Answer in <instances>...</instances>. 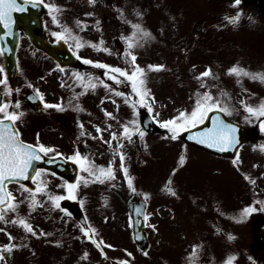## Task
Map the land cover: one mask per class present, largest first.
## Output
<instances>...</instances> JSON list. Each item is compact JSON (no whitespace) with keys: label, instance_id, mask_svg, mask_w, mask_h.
<instances>
[{"label":"rangeland","instance_id":"374dc122","mask_svg":"<svg viewBox=\"0 0 264 264\" xmlns=\"http://www.w3.org/2000/svg\"><path fill=\"white\" fill-rule=\"evenodd\" d=\"M245 1L243 0L241 5L234 7L233 0H123L121 7L125 8L128 19L133 21L138 19L132 9L139 7L145 12L143 17L144 25L156 37V39L146 42L143 47L136 49L138 52L137 62L141 66L154 63H162L167 66L165 70H150L148 72V87L155 96V101L153 102L154 111L150 112L153 116H157L158 113L157 119L166 120L176 116L180 110H190L194 104L195 91L199 88V83L195 76L211 65L219 73L220 86L226 88L234 97L232 103L235 105V110L231 115H226L246 126H256L258 124V120L252 119L249 121L244 119L248 114L239 101L246 99L248 103L257 104L261 99H264V83L245 77L242 84H237L235 77L227 74V68L235 63H239L252 71H264V21L260 20L259 24H255L247 20L248 8H246L247 4ZM77 8L78 10L81 9L80 6ZM238 9L243 10V15L238 23L232 24L226 17L234 15ZM93 12H95V15L88 21L87 28L81 29L76 25L74 26L77 30H80L85 39L99 42L103 38L105 45L113 49V52L110 54L102 50H96V52L91 53V50L88 53V49H90L88 45L76 50L78 56L124 67L125 62L122 56H118L116 53L123 52L124 41L120 39V36L122 33L129 34L131 26L119 19L117 10L114 11V15L112 9L105 5L96 6ZM106 17L110 18L109 24L105 22L104 18ZM256 17L258 18V16ZM261 17L264 18V14ZM97 19L101 21L99 27L95 25V20ZM60 30V26L53 24L50 18L47 19L46 33L51 40H58L53 35V32ZM73 31L76 32L74 29ZM91 49L93 48L91 47ZM17 60L19 75L16 88H19L20 91L15 92L13 90L12 95L6 96L5 86L0 85V94L3 96V101L5 99H19L21 101V109L25 114L22 120L17 122L19 129L23 130L25 126L29 130L32 126L31 118L38 122V120L43 119V114L52 111L51 121L45 129L44 126L41 128L38 136L40 143L53 147L55 149L53 152L55 153L64 152L66 156H71L79 145L81 148L83 147L82 150L87 156H92L91 160L96 165L107 167L111 164L115 170V180L99 184L89 183L87 186L81 183L79 188V193L82 197H90L92 199V201H87V204L97 203L102 205L104 197L108 199L107 206L111 208L106 211L108 219L105 222L110 224L108 229L100 230L99 235L107 243L115 246L111 249L105 248V251L112 258L128 259L134 264H171L168 258H174L172 264H184L183 258L188 256L192 249L190 247L185 250L180 249L179 245L173 247L172 242L168 241L170 239L169 232L149 231L151 247L148 250V255H144L142 251L136 248L132 238L131 220L127 215V203L130 199L142 197L143 192L151 193L148 213H151L152 216L151 202L153 203L156 197H166L164 185L173 173L170 171L175 168L177 170L181 169L174 174V176L179 177L178 181L193 185L194 198L203 199L208 196V200L203 202V214L209 213L211 209L221 214L225 210H231V202L226 201V198L246 193V181L241 169L243 172H248V153L251 150H255V155L260 154V160H264L261 148L264 144V135L260 134L258 135L260 143L248 142L242 147L239 155V169L231 160L206 154L194 147L187 148V160L183 165H179V155L184 151V146L180 141L170 140L168 138L170 134L164 128L166 134L160 137L148 134L145 135L144 142H141L138 136H133L132 143L127 140L123 141V151L127 153L125 164L133 175L134 184L137 188L136 193H128L130 189L126 187L127 182L120 168L119 156L114 154L113 151L116 147V141H111V146L104 141L111 139L112 132H122L123 123L138 119L139 114L134 115L131 104H123L125 103L124 97L114 96L115 98L113 99L116 101L117 99L120 100L118 101L119 108H117L115 103L112 104V100L108 101V99H105L106 96L114 94L108 91L103 84H97L95 89L89 88L87 91L74 89L75 87L70 82V75L75 70L61 71L53 62L47 66L45 62L49 63L50 60L39 51H34L29 41L24 37H22L19 51L17 52ZM41 63H44L47 67L45 68L43 64L41 66ZM0 65H3L1 60ZM79 66L81 69L79 67L75 69L82 75L92 73L101 79L107 80L103 76L104 69L95 65H90L92 68H89L88 64H85L81 58ZM127 66L131 67V65ZM43 67L45 71L42 70ZM5 75V70L0 72V79H3ZM108 82L120 91L131 93L130 84L116 85L113 81L109 80ZM8 86L11 87L9 81ZM35 88H39L44 93L45 101L62 103L64 110L60 111L54 108L34 110L25 97L29 91L35 92ZM245 88L249 91L245 92ZM213 91H216V89H213ZM77 93H80L78 99L76 98ZM89 96L96 99L97 106L93 107V109L86 102ZM80 102L83 103L85 109H89L93 113L90 118L83 121L79 120L78 117L79 115L83 116L82 114L87 112L82 108ZM77 103L80 105V109L75 107ZM105 109L113 112L116 119L108 118L105 115ZM143 110H147V108L143 105L138 106V113ZM65 119L68 121H65ZM73 121L78 127L73 124ZM81 122L84 125L83 129L80 128ZM109 124L112 125L111 128L108 127ZM96 125H99L103 131V140L100 138L101 134L96 131ZM82 131L88 134L81 135ZM26 134H30V130ZM21 136L23 139L25 138L24 131ZM30 137H33V135L31 134ZM74 137L77 139L75 143H79L75 144V146L73 144ZM145 142L148 145L147 149L144 147ZM233 173L236 177L235 181H233ZM84 175L86 173L81 171L80 176ZM43 178L52 193L64 194L62 192L64 189L58 187V185L60 186L58 180L46 173ZM9 190L18 200H23L26 195V193L22 194L21 186L18 185H11ZM226 192L229 196L223 199L222 196ZM46 210L48 211L49 208H37L35 211L29 212L26 202L19 206V213L29 216L34 226H38V230L39 228H47L43 223L54 227L59 226V223L61 225L65 224L64 218L68 219L60 209L51 210V216L47 214ZM236 210L239 212L242 210L239 203L236 206ZM9 215H15V213H9ZM151 216L148 221V228L153 221ZM186 218L181 217V221L187 223L185 221ZM188 222V230H197L199 223H201L202 229H205L204 234H201L199 230H197L198 233H186V236L190 235L194 238V240L190 241L191 245L198 243V241L202 244L204 241L207 243L211 235L215 234L214 221L210 223L205 217H190ZM204 222H207L208 225L204 226ZM245 222L246 219L244 220V226L235 228L238 238L235 243L238 246L233 243L230 244L233 249L218 247L211 254V250L208 247L209 244L203 245L200 257L202 264H216L215 260L219 257L224 259L226 253L238 254L236 263L256 264V262L245 261H249V257L256 258L254 254H259L260 257H263L264 250L251 249V243L253 239L255 240V236L252 238V234L245 226ZM71 224L73 223L70 222L69 226ZM14 229L16 232L23 231L16 225H14ZM63 229L65 230V227ZM76 230L77 228L74 226L71 227V231L69 229L65 230V233L61 229L59 230V234L62 235L59 240L63 241L59 246L63 252L71 249L70 243L76 240L73 234ZM5 234L0 233V245L9 242ZM39 240V238L31 237V239L26 241H31L29 244H33L36 249L39 248L40 250ZM14 242L18 243L17 240ZM235 248L237 250H234ZM125 249L133 254L132 257L127 256ZM39 255L36 257V264H43L44 255L42 252ZM204 256L207 259L204 258L203 262L202 258ZM94 258L95 262L93 264H107L101 260L103 256L97 252L96 247L94 248ZM15 264H17V260Z\"/></svg>","mask_w":264,"mask_h":264},{"label":"snow or ice","instance_id":"6c2138e0","mask_svg":"<svg viewBox=\"0 0 264 264\" xmlns=\"http://www.w3.org/2000/svg\"><path fill=\"white\" fill-rule=\"evenodd\" d=\"M36 0H23V2H18V0H0V22H2L5 28H8L13 23L12 12L13 11H25L30 3H35ZM87 2L95 6L97 0H87ZM40 4H44V0H39ZM242 0H233V6L237 7L241 5ZM49 9V13L52 18V22L60 26L61 30L53 32V35L57 37L58 40H63L67 42L71 40L74 42V47L79 49L84 47L86 44L91 47L102 50L106 53H112L113 49L107 47L104 43L103 38L99 42L86 41L83 37L79 36L73 31L72 27L63 23L60 16L64 6L56 3H47L45 5ZM132 12L138 18L135 21L128 19L125 8L117 6V13L119 19L126 24L131 26V31L129 34L122 33L120 39L124 41L123 52H117L116 55L122 56L125 66L121 67L119 65H113L99 60H92L89 58L80 57L85 64L95 65L99 68L104 69L103 76L107 78L101 79L92 73L82 75L79 72H73L75 77V82L87 91L89 88L95 89L97 84H103V86L113 93L115 96L124 97L125 103H130L134 110V115H138V106L143 105L147 108L148 112H153V102L155 101V96L148 87V72L165 70L167 66L162 63L148 64L147 66H141L137 62L138 52L137 48L143 47L144 44L150 40L156 39L153 32L147 28L143 23V17L145 12L139 7H134ZM84 15L92 17L95 12L89 11ZM243 15V10L238 9L234 15L227 16L226 19L230 23L236 24ZM101 21L99 19L95 20V25L99 27ZM77 27L81 29L87 28L88 24L85 21L77 20ZM10 33L6 32L5 35ZM5 51L4 48H0V53ZM11 51V49H7ZM127 65H131L128 67ZM59 67V66H58ZM195 67V65H193ZM3 65H0V72H3ZM227 74L229 76L235 77V82L237 84H242L245 77L253 80L260 81L264 83V71H252L248 68L243 67L239 63H235L227 68ZM195 79L199 83V88L195 91L194 104L190 110L183 109L178 112V114L170 119L160 120L157 116H153L156 123L160 124L161 127L168 130L169 139L177 140L182 132L189 129H196L198 126L203 125L206 121H211L210 127H203L202 129L193 132L189 135L188 139L204 145L210 149H217L221 152L227 149H235L238 144L236 137V125L229 123L225 118L224 114L231 115L235 110V105L232 103L234 100L233 95L226 89L220 86V76L211 65L207 66L204 71L199 72ZM115 82L116 85L120 84H130L131 93H126L120 91L117 87L108 81ZM214 82V83H213ZM30 83V82H29ZM0 85L5 86V95L10 96L13 93V89L8 86V77L4 76L0 79ZM30 86H32L30 84ZM216 89V91H213ZM36 95L29 97L31 100H39L44 102L45 109L54 108L60 111L64 110V105L62 103H49L44 99V93L39 89L35 88ZM19 88L15 89V92H19ZM245 92L249 91L247 88L244 89ZM80 93L76 94L78 99ZM255 95V93H253ZM132 97L129 99V97ZM105 99H112L113 103L117 104L119 108V102L113 99L111 96H106ZM239 103L243 106L244 110L248 113L244 117L245 120L251 121L252 119L260 121L261 129H264V99H261L257 104L248 103L246 99H242ZM77 109H80V105L77 103L75 105ZM24 111L21 109V101L19 99H5L0 102V222L4 224H13L19 226L25 235L24 240H29L31 237L39 238L41 236H49L51 233L46 232L43 228L34 226L29 216H24L19 213V206L22 203H27L29 212L35 211L37 208L48 207L49 210L60 209L64 213L71 216V213L67 208H63L61 201L65 199V194L52 193L48 188L47 182L44 180L43 176L48 171L47 169L36 168L34 161L43 160L45 155L49 152L55 151L53 147L46 146L39 142L37 134V142L29 143L22 139L21 132L17 126V122L22 120L24 116ZM105 115L108 118L116 119L113 112L107 111L105 109ZM140 122L138 119H132L130 122L122 124V132H112L111 139L105 140L104 142L111 146V141H116V147L113 149L114 154L119 156L120 168L123 171L124 178L126 179L127 186L131 192L136 193L137 188L134 184V177L129 172V168L125 164V159L127 153L123 151L124 140L129 143L133 142V136H138L141 142H144V137L146 132L143 127L139 126ZM84 125L81 122L80 128L83 129ZM109 128L112 127L111 124L108 125ZM96 131L101 134L100 138L103 140V131L99 125H96ZM88 133L81 132V135ZM95 138V137H94ZM145 149L148 145L144 143ZM264 148V145L261 146ZM187 145H184V151L179 155V165H183L187 160ZM56 155H62L61 153H56ZM65 159L75 161L83 173L87 175L80 176L77 178L76 182L69 183L65 181L66 195L73 199H79L81 207L84 206V199H80L77 192L80 188L81 183L87 186L93 181H99L100 183L110 182L115 180L116 173L114 168L109 164L107 167L103 165H96L93 160L88 156L82 154L79 149L71 155L65 157ZM232 163L239 169L240 168V157L237 152L236 157L233 159ZM30 169L34 170V174L30 172ZM177 169H173V175ZM245 179L250 180L254 185L256 183L255 179L251 178L248 173L243 172ZM25 180H31L35 187H29L28 184L21 183ZM21 183L22 194L26 193L23 200H18L13 193L7 189L6 184L11 182ZM173 179L169 176L167 182L164 185V190L172 196H178L179 193L172 186ZM59 187V185H58ZM151 196L149 192H143V198L147 201ZM104 203L107 205L108 199L104 197ZM261 205H264V201H259ZM258 209L254 205L245 206L238 217H233L238 221H244L247 216L251 213L256 212ZM137 214H141V209L136 208ZM9 213H15V215L9 216ZM143 220L145 223L149 221L151 213L143 212ZM108 218L105 217V220ZM155 228V225H150ZM80 231L82 233L81 239H87L91 241L95 247L99 250L100 254L107 261L110 259L105 248L111 249L115 246L113 244L107 243L102 236L99 235V230L92 226L90 223L85 226V222H80ZM219 233L222 231L219 227L216 228ZM0 232H6L8 236V243L0 245V264H10L9 256L13 253L15 249L26 247L24 243H15L17 239L11 232H8L6 228H0ZM227 238L229 240L235 239V235L228 233ZM56 245H61L62 240L53 241ZM191 252L187 256V264H201L200 257L202 255L203 244L193 243L191 245ZM128 257H132V253L125 249ZM144 255H148V252H144ZM89 258V251L84 250L81 256L82 260ZM114 264H131L128 259L112 258ZM238 259V254L233 253L226 256L223 264H236ZM251 260L252 257H249Z\"/></svg>","mask_w":264,"mask_h":264},{"label":"flooded vegetation","instance_id":"af4514ba","mask_svg":"<svg viewBox=\"0 0 264 264\" xmlns=\"http://www.w3.org/2000/svg\"><path fill=\"white\" fill-rule=\"evenodd\" d=\"M37 1H39V0H37ZM242 2H243V0H242ZM47 3H56V4L64 6L62 9L61 16H60L62 22L65 24L76 25L77 20L85 21L88 23V21L91 19V17L84 15V14L86 12L95 10L96 6H98V5H105L106 7L111 8L112 13L115 15L114 11L117 10V6H119V7L122 6L123 0H97V3L95 6L90 5L87 2V0H44V4L46 5ZM245 3L247 4L246 8H248L247 20H249L250 22L255 23V24H259L260 20L264 21V18L261 17V15L264 14V0H246ZM243 5H245V4H243ZM78 6H80L81 11L78 10V8H77ZM49 14H50L49 9L46 7L45 12H44V16H43L44 26H46V21L48 18H50L52 21L51 15L48 16ZM102 14H103V12H102ZM256 16H258L259 19ZM104 19L107 23H110V18L106 17ZM45 35L47 36L46 29H45ZM22 37L26 38L24 33H21V38ZM51 41H54V40H51ZM77 67H79L81 69V67L79 65ZM88 67L92 68V66H90V65H88ZM0 101H3V96L1 94H0ZM86 102L92 109H93V107L97 106V105L94 106V104L89 103L88 99ZM80 105L82 106V108H84V105L82 102H80ZM41 108H45L44 104H43V106H41ZM85 110L87 113H83L82 114L83 116L79 115V117H78V119L81 121H83L87 118H90L91 115L93 114L91 112V110H89V109H85ZM52 116H53L52 111L50 113L48 112L46 114H43V119H41V125L39 127L40 132H41V128L43 126L45 129V127L51 121ZM66 120L67 119H65V121ZM73 124H76V123L73 121ZM76 126L78 127L77 124H76ZM258 128L259 129L256 132V136H253L251 139H249L247 141V143L248 142H253V143H258V142L260 143L261 142V141H259L260 139H258V135H260V134L264 135V129H261L260 125ZM22 134H23V132H22ZM24 140L27 142H30V143L31 142L35 143L37 141L35 137L32 138L31 140H29V138L27 136H25ZM75 141H77L76 137H74V139H73L74 143H75ZM74 146H75V144H74ZM82 148L80 147L81 153L84 154ZM187 148H189V147H187ZM76 150H77V147L75 148V151ZM262 151H263V155H264V148H262ZM53 153H55V152H49L47 154H53ZM58 153H62V152H58ZM238 153L240 155V152H238ZM206 154L216 156V157H219L222 159L231 160V161H233V159L236 157V156H234L232 158L221 157L219 155H216V154H213L210 152H207ZM259 155H255V150H251L247 155V157L249 158L248 172L247 173L249 174V176L251 178L255 179L256 183L253 185L250 182V180L245 179V177H244V180L246 181V193L240 194V195H232L230 198H226L227 196H229V194L226 192V194L224 196H222V198L223 199L226 198V201L231 202V210H225L221 214L214 212L215 211L214 209H211L210 212L207 214H203V212H202L203 202L208 200V196L203 198V199L194 198L193 195L195 193H194L193 185H187L185 183H181L180 180L178 181L179 177L174 176L172 173V175H170V176H172V179H173V185L172 186L177 190L179 195L178 196H172L166 192V197L165 196L160 197V198L156 197L155 201H153V203L151 202V207H152V216L151 217L153 219L151 225L154 224L155 228H150L151 226L148 228V226H147L148 231L169 232L170 239L168 241L172 242L173 247H176L179 245L180 249L185 250L187 247H190V249H191L190 241L194 240V238L190 235L186 236V233H192V232L198 233L197 230H199L201 234H204L205 229H202L201 223H199V225H198L199 228L197 230H194V231L188 230V228H189L188 219L190 217H195V218L205 217L206 219H208V221L210 223L211 222L213 223V221L215 222V225H214L215 234L211 235L210 240L207 243L204 241L203 245L206 246L207 244H209L208 247L211 250V254H212L213 250L217 249L218 247L233 249V247L230 244L233 243V244L237 245L235 242L238 241L235 228H239V226H244V221L241 222V221H238L237 219H233V217H238L240 214V212L236 210V206L239 203V205L243 209L245 206L254 205L258 209H261V210L253 212L249 216H247L245 226L248 228V231L252 234V238L255 236V240L253 239L252 243H251V249L252 250H264V205H261L259 203V201H264V160H260L261 155L260 156ZM65 157H67V156H65ZM180 170L181 169L176 170V171L178 172ZM170 172H173V171L171 170ZM234 173H233V181L236 180ZM46 174L51 176L50 174H52V173L47 171ZM80 174H81V169L79 171L78 177H80ZM51 177L55 178L56 180H58L60 182L59 188H63L64 191H62V192H64L65 198L68 197L66 195V187L64 186L66 180L59 178V177H56L54 175ZM91 183L92 184H96V183L99 184L100 182L99 181H93ZM77 195L80 199H84L85 203H84L83 207H81V205L79 203V199H76V200H73L71 198L70 199H71V201L77 202L80 205L88 223H90L92 226H95L99 231L100 230L104 231L105 228L108 229L110 223L105 222V217H107L106 211H109L111 207H108L107 206L108 204L105 205V203H103L102 205L97 204V203H90V204L88 203L87 204L86 202L92 201V199L90 197H86V198L82 197L81 194L79 193V190L77 192ZM210 202L213 203L212 200H210ZM61 203H62V201H61ZM162 210H163V213H162ZM46 212L48 215L51 216L52 212L50 210H48ZM112 213H114V212H112ZM63 214L66 215V217L68 218V219L64 218V223L66 225L65 230L69 229L71 231V229L69 228V223L72 221L76 224V228H77V230L75 232H73L74 238H76V240L73 241L72 243H70L68 241L71 244V249L68 251L65 250L64 252L59 245H56L55 243H53V241L59 240V237L62 236L61 234H59L60 229L63 231V233H65L64 232L65 230L63 229L64 227L60 226L61 225L60 223H59V226H54V227L50 226L46 223H43V224H45V226H47L48 230L45 227L43 229L46 232L51 233V235L46 236V237H44V236L39 237V239H40L39 240L40 241V250H41L40 251L39 248L36 249L33 246V244H29V243H31V241H26L23 239V237L25 235H27L26 233H24L23 231L22 232H16L13 224H4L3 222H0V228H6L8 232H11L14 236L17 237L16 240L18 241V243H24L27 245L26 247L18 248L17 250L15 249L13 251L12 260L10 261V264H15L16 260H17V264L18 263L36 264V261H35L36 257L40 256L39 254L41 252L43 253L44 258H45L43 261V264H93V262H95V258H94L95 245L87 239H81L82 233H81L80 227H79L80 223L73 219L72 214H71V216H69L67 213H64V212H63ZM9 216H12V215H9ZM54 217H57V216H54ZM181 217H187L185 220V221H187V223L181 221ZM102 219H103V221H102ZM203 225L204 226L208 225V223L204 222ZM217 227L222 229V231L218 233L216 231ZM72 231H73V229H72ZM0 233H6V232H0ZM228 233H232L234 235L236 234L235 239L229 240L227 238ZM5 235L8 239L7 234H5ZM198 243H200V242L198 241ZM84 250L89 251V258L86 260L81 259V256H82ZM234 250H237V248H235ZM97 252L100 254L98 249H97ZM211 254H210V257H211ZM214 254H215V252H214ZM227 255H229V254L226 253L225 258ZM254 255L256 256V258H252L251 260L245 261V262H256V264H264V256L260 257L259 254H254ZM204 258L207 259V257L204 256L202 258L203 262H204ZM168 259H169V262L172 264V260H174V258H172V259L168 258ZM224 259L221 257L217 258L215 260L216 264H223ZM101 260L103 262H106L107 264H110V262H111V258L106 261L103 257V259H101ZM183 261H184V264H187V256H185L183 258ZM260 262H262V263H260ZM201 264H202V262H201ZM236 264H239V263H236Z\"/></svg>","mask_w":264,"mask_h":264},{"label":"water","instance_id":"95a60500","mask_svg":"<svg viewBox=\"0 0 264 264\" xmlns=\"http://www.w3.org/2000/svg\"><path fill=\"white\" fill-rule=\"evenodd\" d=\"M18 2H23V0H18ZM34 4H36L37 7L39 6V4L35 2V3H30L27 6L26 10L23 12L13 11L12 12L13 23L8 28H5L4 24L0 22V47L5 49V51L3 52V56H4L8 75L11 78L13 85L15 84L16 74H17L16 50L19 44L20 29H23L25 31V33L30 37L32 44L36 48L44 51L45 53L53 57L62 66L73 65L76 62V57L70 51V48L66 43L62 41L57 43H51L47 38H45L43 34V21H42V13L44 12V9H42L41 7L39 9L40 11L36 12L37 8L36 6H34ZM6 32L10 34L5 35ZM7 49H11V51H7ZM31 96H34V94L28 95L27 99L36 108H38L37 100L29 99V97ZM224 118L229 123H233L236 125V137L238 140V144L236 145L235 149H227L221 152L217 149L207 148L204 145H200L199 143L188 139L189 135H191L193 132L202 129L203 127H210L211 126L210 120L206 121L203 125L198 126L196 129H189L183 132L180 135V138L196 146H199L203 149L217 153L219 155L229 156V157L233 156L239 149L240 145H242V143H244L251 136V133L256 130L248 129L241 124L232 122L228 120L225 116ZM141 124L148 131H153L158 134L162 132V130L152 122L151 118L146 113L141 116ZM64 161L65 160L62 157L48 158L45 156L43 160L34 161V165L36 168L51 169L54 172L61 175L63 171H60L59 168L64 165ZM70 164L75 165L71 161ZM71 167L72 166L70 165L69 168L71 169ZM30 172L34 174L33 169H30ZM72 174H73L72 180H74L77 174V170L75 169L74 172L72 171ZM21 183H25L28 184L29 187H33V185H31V180H25L22 181ZM8 184L9 183L6 184V187ZM64 206L74 213V217L77 220H79L80 222L84 221L85 226H87V222L78 205L72 203L71 204L66 203L64 204ZM138 207L141 209V214L139 215L136 212V208ZM146 207H147V203L143 200H140L138 202H132L129 204V212L133 220V237L137 246L144 251H147L149 247L148 235L145 231V221L143 220V215H142V213L146 211ZM112 263L114 264V261H112ZM116 264H118V262H116Z\"/></svg>","mask_w":264,"mask_h":264}]
</instances>
